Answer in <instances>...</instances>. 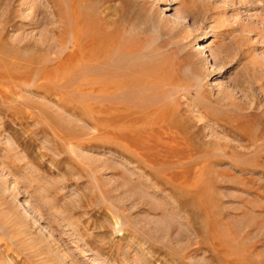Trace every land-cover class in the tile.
Instances as JSON below:
<instances>
[{
	"label": "rangeland",
	"instance_id": "obj_1",
	"mask_svg": "<svg viewBox=\"0 0 264 264\" xmlns=\"http://www.w3.org/2000/svg\"><path fill=\"white\" fill-rule=\"evenodd\" d=\"M0 264H264V0H0Z\"/></svg>",
	"mask_w": 264,
	"mask_h": 264
},
{
	"label": "bare ground",
	"instance_id": "obj_2",
	"mask_svg": "<svg viewBox=\"0 0 264 264\" xmlns=\"http://www.w3.org/2000/svg\"><path fill=\"white\" fill-rule=\"evenodd\" d=\"M91 31V30H90ZM77 32H79V31H77ZM79 34H80V32H79ZM80 36H81V34H80ZM77 37L78 38H80L79 37V35H77ZM92 40V39H91ZM78 41V40H77ZM95 41V40H94ZM92 42V41H91ZM103 42H104V40H103ZM95 43V42H94ZM97 43H98V41H97ZM96 43V44H97ZM104 43H107V42H104ZM104 43H101V44H103L104 45ZM93 44V43H92ZM99 44V43H98ZM97 44V45H98ZM100 44V45H101ZM92 46V45H91ZM95 46V45H94ZM94 46L92 47V50H93V52H92V50L90 51V50H88L86 47H84V48H82V50L83 49H85L86 51H84L83 53L82 52H80V54L82 53L83 54V58H81V62H85V61H88V60H94V56L98 53L97 51L99 50V49H97V51H96V54L94 53V51H95V49H93L94 48ZM105 46H106V44H105ZM76 49V48H75ZM81 50V49H80ZM101 50V49H100ZM93 53L95 54V55H93ZM99 55H100V52L98 53ZM98 56V55H97ZM103 56V55H102ZM82 57V56H81ZM95 58H97V57H95ZM99 58H101V56L99 57ZM80 60V59H79ZM96 60V59H95ZM91 62V61H90ZM77 66V65H76ZM136 73V72H135ZM137 74H139V73H137ZM150 74V73H149ZM141 76V75H140ZM139 76V77H140ZM149 76V75H148ZM90 78V77H89ZM105 78V77H104ZM107 78V77H106ZM105 78V80H107V82H108V80H110V82H112V80H111V78H107L106 79ZM113 78V77H112ZM141 78H143L142 76H141ZM146 78H148V77H146ZM153 78V77H152ZM158 78V77H157ZM119 79H121V78H119ZM138 79H140V78H138ZM137 79V80H138ZM90 81L89 82H92V83H94V80L95 79H89ZM125 80V79H124ZM142 80H144V79H142ZM154 80V79H153ZM96 81V80H95ZM97 81H98V79H97ZM126 81V80H125ZM127 81H129V82H131V80H127ZM141 81V80H140ZM163 81V80H162ZM165 81H167V80H165ZM114 82V81H113ZM138 82V81H137ZM142 82H144V81H142ZM148 82V81H147ZM161 83V82H160ZM97 84V83H96ZM112 84V83H111ZM114 84V83H113ZM112 84V85H113ZM116 84V86L114 85V87H116V89L117 88H120V86H121V84H119L118 82L117 83H115ZM124 84V83H123ZM122 84V86H124L125 87V85L126 84H124L123 85ZM132 84V83H131ZM143 84V83H142ZM150 84V83H149ZM98 85V84H97ZM130 85V84H129ZM141 85V84H140ZM139 85V86H140ZM121 86V88L123 89V87ZM135 86H137V87H139L138 86V83H137V85H135ZM142 86V85H141ZM105 87H107V86H105ZM128 87V86H127ZM143 87V86H142ZM98 88H99V86H98ZM103 88V87H102ZM107 88H110V87H107ZM113 89V88H112ZM125 89V88H124ZM98 91V90H97ZM108 91H109V89H108ZM113 91V90H112ZM122 106V105H121ZM129 107V106H128ZM124 108H125V106H124ZM127 109V108H126ZM128 110V109H127ZM118 111V110H117ZM155 110H152L151 112L153 113ZM101 112H102V110H101ZM103 113V112H102ZM126 114L125 115H121V117L123 118V121L126 123V126H128V124H130V126H132V127H134L135 125L134 124H137L138 125V122H141V121H144V119L142 120V117L141 116H143L142 114H144V113H140V114H138V115H135V114H131V112H129L128 111V113L127 112H125ZM147 114V113H146ZM163 114H166V112L164 111L163 113H161V114H159V115H157V116H162V119H163ZM106 115V114H105ZM145 115V114H144ZM107 116V115H106ZM114 116V115H113ZM118 117V116H117ZM120 117V116H119ZM144 117V116H143ZM146 117V116H145ZM139 118H141V120H139ZM116 119V118H115ZM118 119V118H117ZM120 119V118H119ZM153 120L152 121H154V118H152ZM159 119V118H158ZM161 119V118H160ZM117 121V120H116ZM119 121V120H118ZM156 121H157V119H156ZM164 121V120H163ZM163 121H162V124H163ZM158 122V121H157ZM160 122V121H159ZM165 122V121H164ZM119 123V122H118ZM143 123V122H142ZM166 123V122H165ZM155 124V123H154ZM161 123H160V125L161 126H163ZM140 125H141V123H140ZM151 125V124H150ZM158 126H159V124H158ZM138 127V126H137ZM154 127V126H153ZM128 127H126V129H127ZM135 129H137L136 127H134ZM160 128H163V127H160ZM167 127H165V129H166ZM120 129V128H119ZM129 130L126 132V136H127V138H129L130 140H133V137L135 138V136L134 135H136L135 134V132L133 131V130H135V129H131V127H129L128 128ZM139 129V128H138ZM116 130V129H115ZM124 131H126V130H124ZM164 131V130H163ZM142 132V131H141ZM144 132V131H143ZM147 132V131H146ZM165 132V131H164ZM167 132H168V130H167ZM139 133H140V129H139ZM149 133V132H148ZM142 134V133H141ZM141 134H140V136H141ZM144 134V133H143ZM151 134V133H150ZM175 134V133H174ZM177 134V133H176ZM137 135H139V134H137ZM148 135V134H147ZM166 136V135H165ZM171 137L172 139H175V138H173L172 137V135H170V134H168L166 137H165V139H166V141H168L169 139L172 141V139L171 138H169V137ZM179 136V135H178ZM138 137V136H137ZM142 137V136H141ZM140 137V138H141ZM175 137H177V136H175ZM181 137V136H180ZM154 138V137H153ZM142 140V139H141ZM147 140V139H146ZM169 140V141H170ZM182 140V139H181ZM185 140V139H184ZM144 141H145V139H144ZM161 141V140H160ZM132 142V141H131ZM145 142H147V143H145ZM144 143V145H137L136 147L139 149V150H145V151H148V153L149 152H151V151H153L155 148H156V146L153 144V143H151L150 141V144L148 143V140L147 141H145ZM183 142V141H182ZM125 143V142H124ZM130 143V142H129ZM135 143V142H134ZM133 143V144H134ZM166 143H169V142H166ZM132 144V143H131ZM188 145V144H187ZM135 149V148H134ZM152 149V150H151ZM136 150V149H135ZM137 152H138V150H136ZM140 153V152H139ZM141 153H143L142 151H141Z\"/></svg>",
	"mask_w": 264,
	"mask_h": 264
}]
</instances>
